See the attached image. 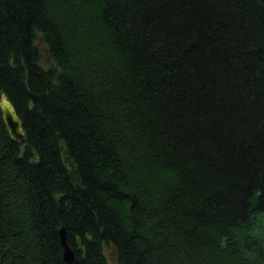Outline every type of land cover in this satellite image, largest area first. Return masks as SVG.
<instances>
[{"label":"trees","instance_id":"1","mask_svg":"<svg viewBox=\"0 0 264 264\" xmlns=\"http://www.w3.org/2000/svg\"><path fill=\"white\" fill-rule=\"evenodd\" d=\"M2 94L0 264H264V0H0Z\"/></svg>","mask_w":264,"mask_h":264},{"label":"water","instance_id":"2","mask_svg":"<svg viewBox=\"0 0 264 264\" xmlns=\"http://www.w3.org/2000/svg\"><path fill=\"white\" fill-rule=\"evenodd\" d=\"M0 108L8 131L14 140L22 139L25 135L22 122L13 103L4 94L0 97ZM61 244L64 248V260L67 264H78L73 251L67 244L66 230L62 228L59 232Z\"/></svg>","mask_w":264,"mask_h":264},{"label":"rangeland","instance_id":"3","mask_svg":"<svg viewBox=\"0 0 264 264\" xmlns=\"http://www.w3.org/2000/svg\"><path fill=\"white\" fill-rule=\"evenodd\" d=\"M37 46L40 49V51L43 53V57H44L43 62L46 64V62L49 61V59L47 58L46 47L42 41H38ZM44 63H42L43 66H45Z\"/></svg>","mask_w":264,"mask_h":264}]
</instances>
